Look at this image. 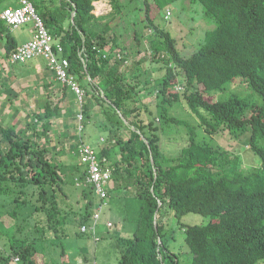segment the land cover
<instances>
[{
	"label": "trees",
	"instance_id": "trees-1",
	"mask_svg": "<svg viewBox=\"0 0 264 264\" xmlns=\"http://www.w3.org/2000/svg\"><path fill=\"white\" fill-rule=\"evenodd\" d=\"M29 1L62 46L69 73L84 91L79 108L83 130L99 110L107 136L97 150L77 137L72 149L76 163L58 167L45 146L48 140L54 144L49 133L58 104L44 103L22 127L0 120V209L11 219L22 218L15 228L23 236L13 238L9 255L0 251V264H71L63 251L70 216L62 207L71 200L67 188L79 190L72 199L75 211L69 203L78 235H83L82 225L92 224L100 203L95 187L85 185L86 166L78 156L82 146H89L101 166L111 169L104 211L117 191L130 190L125 204L129 198L138 202L131 237H116L117 264H179L170 251V220L184 233L192 256L187 264H264V0H184L200 5L214 25L189 57L177 50L164 23L165 10L181 0H129L141 3L133 10L142 11L146 34L134 29L128 43L117 29L129 6L121 0H108L111 10L102 16L93 14V3L101 0ZM4 24L0 20L2 58L14 65L10 59L19 45ZM132 24L137 25L135 20ZM123 49L126 54L119 56ZM113 50H119L118 57ZM141 53L150 59L143 62L158 64L145 80L137 72L139 60L130 58ZM45 71L52 74L49 85L62 88L63 98L72 94ZM42 79L46 87L48 77ZM178 104L195 124L169 114ZM171 125L184 127L185 141L168 157L163 134ZM196 129L204 134L201 141ZM221 135L239 143L246 138L259 166L245 171L239 154L205 142V137ZM188 214L209 221L184 225L180 221Z\"/></svg>",
	"mask_w": 264,
	"mask_h": 264
},
{
	"label": "rangeland",
	"instance_id": "rangeland-1",
	"mask_svg": "<svg viewBox=\"0 0 264 264\" xmlns=\"http://www.w3.org/2000/svg\"><path fill=\"white\" fill-rule=\"evenodd\" d=\"M55 2L57 0H47V2ZM142 1V0H139ZM135 1L134 3L128 4L129 0H121L123 4L129 5L126 8L125 19L121 21L118 26V33L121 34L122 40L125 43H128L132 30L139 29L141 33L146 34L143 30L144 22L141 21L144 15L140 10H133L134 6L137 8L140 7L141 3ZM58 4V3H57ZM94 11L95 16H102L110 12L111 6L109 5L108 0H101L99 2H94ZM17 7L18 0H0V13L6 7ZM169 11V13L167 12ZM159 15H158V14ZM156 13L158 20H162V11ZM133 20L136 21V26L132 24ZM166 29L171 33L172 37L176 41V48L183 57H189L194 52H196L203 42V37L205 32L213 28L212 21L203 14L202 8L198 4H190L187 1L181 0L176 4L169 6L165 10V22ZM6 27V24H4ZM126 26V27H125ZM127 28V29H126ZM126 29V30H125ZM17 45L24 44L29 42L33 36V25L28 23L26 25L20 26L16 29L10 31ZM5 40H0V120L5 126H17L22 127L27 121L32 118L33 114L37 111L42 110L44 103H48L50 107L55 104H58V114L56 117L51 119V128L49 133V139H54V144L50 143V140L45 141V146L49 148L50 157L54 158V163L59 166L71 167L76 163V158L74 152H72L74 147V141L77 140V137H80L81 140L87 145L91 146L94 150H97L100 144V139H105L107 136V131L105 123L102 120V116L98 110L94 111L88 121H86L84 130L83 123L82 128L80 124L78 125L79 118L81 115L79 112L80 105L77 103L76 98L74 99L72 94L69 97H62V88L58 85H49L51 83L52 74L50 75L45 71V61L41 57L32 59L24 64H14L10 65L8 59L4 60L2 47ZM119 50H113L112 54L118 57ZM126 50L123 49L120 51L119 56L125 55ZM136 56V57H135ZM140 62L138 68V74H140V79L145 80L150 78V71L154 67H158V64L153 62H143L144 59H149L147 54H132L130 58ZM128 59V62L133 59ZM150 69V70H149ZM48 71V70H47ZM43 76H47V86H43ZM235 91V90H234ZM238 91L244 92L242 88ZM70 92V91H69ZM71 93V92H70ZM223 98L228 97V92L222 94ZM214 99H219L214 97ZM105 108V106H104ZM96 109V108H95ZM151 109H153V104ZM100 110H102L100 108ZM67 112V114H65ZM169 114L172 117L177 119L186 120L190 124H195V119L188 113L187 108L183 104H178L170 108ZM76 125V126H75ZM83 131V132H82ZM82 132V133H81ZM196 135L198 140L203 137L202 131L196 129ZM163 150L166 156H173L177 153V150L182 146L185 141V129L184 127H179L171 125L165 128L163 134ZM208 144L219 146L225 150L231 151L233 153L239 154L242 160V166L245 171H249L255 167H258L260 162L257 156H255L248 148L246 143V138L241 139V143L234 142L227 135H221L219 137L208 138L205 137ZM70 171V170H69ZM67 170V172H69ZM68 193L70 192L71 197L69 200L71 207L75 208L73 198H76L78 194V189H73L69 186L67 188ZM128 192L121 194L120 203H111L108 211H104L100 224L97 227V235L101 234L102 238L96 244L98 245V259L97 264H116L119 259V251L115 245L116 242V233H109L108 235L104 233V222L106 218L112 220L116 224V228L119 229L120 220L125 219L123 231H133V224L130 220L132 217H135L134 207L138 202L134 199L129 198L128 203L125 204L126 196L129 195ZM80 200V199H79ZM68 203V202H67ZM63 205V209L68 211L70 216L66 219V226L64 231L66 233L72 234V232H77L79 230L77 223H75L74 212L76 208L71 210L69 208L70 204ZM83 201L79 202V206H82ZM128 205V206H126ZM79 206L77 209H79ZM26 209L22 207L20 211L24 212ZM5 212V211H4ZM21 212V213H22ZM21 215V214H20ZM2 216L5 218H2ZM22 216V215H21ZM23 217V216H22ZM118 217H121L118 218ZM22 218L17 217L11 219L8 215H3V210L0 209V251L3 254H10V246L13 243V238H22L23 236L17 232L18 226L22 225ZM120 219V220H119ZM71 221V222H68ZM74 221V222H73ZM209 221V218L203 217L197 214H188L182 217L181 223L187 226L191 225H204ZM123 224V223H122ZM16 225V226H15ZM169 225L174 229V240L170 242V251L175 254L179 264H187L191 260V254L188 251L186 243L184 242V233L181 229L177 228V224L174 220H170ZM115 228V230H116ZM76 234V233H75ZM105 235V236H104ZM87 236V235H86ZM77 236L74 244L86 245V248L89 247L91 251L90 256H92L93 241L89 237ZM125 236V235H123ZM100 237V236H99ZM68 243V241L63 242V244ZM70 243V244H73ZM102 249H106L105 255L102 253ZM52 252L56 248L50 249ZM89 256V257H90ZM87 258L88 264H94L95 260L93 257ZM84 263V264H87ZM10 264H14L13 261Z\"/></svg>",
	"mask_w": 264,
	"mask_h": 264
},
{
	"label": "built area",
	"instance_id": "built-area-1",
	"mask_svg": "<svg viewBox=\"0 0 264 264\" xmlns=\"http://www.w3.org/2000/svg\"><path fill=\"white\" fill-rule=\"evenodd\" d=\"M17 7H6L0 13V20L11 30L31 23L33 25V36L29 42L19 45L11 55V63L24 64L37 57L43 58L47 70L55 75V79L70 91L81 105L84 91L79 86L75 76L69 73V62L63 58V49L60 43L45 28L43 21L35 11L29 0H19ZM168 12V11H167ZM169 13V12H168ZM80 128H82V114L78 116ZM79 161L86 166L85 185H93L96 194L100 197L99 206L92 215V224L87 223L81 226V233H89L94 236L97 242L96 230L97 223L102 217L103 211L107 206L105 202V187L111 181V169L102 167L97 159L95 152L89 146H82L78 149ZM106 228H113L111 222H107ZM17 262V260H15Z\"/></svg>",
	"mask_w": 264,
	"mask_h": 264
},
{
	"label": "crops",
	"instance_id": "crops-1",
	"mask_svg": "<svg viewBox=\"0 0 264 264\" xmlns=\"http://www.w3.org/2000/svg\"><path fill=\"white\" fill-rule=\"evenodd\" d=\"M6 1H8V0H6ZM19 3V2H18ZM22 45V44H21ZM45 67H46V64H45ZM45 70H47V67H46V69ZM78 124V123H77ZM116 194V198L114 197V199L113 198H111V202L109 203V206H110V204L111 203H120L121 201H122V199L121 200H115V199H120V196H121V194H124V192H118L117 191V193H114V195ZM109 206H108V209H109ZM108 209H107V211H108ZM118 218H120L121 219V217H118ZM119 219V220H120ZM107 222H112V223H114L115 224V222L114 221H112V220H110V219H108V218H106V221L104 222V233L105 234H109V233H116V237L117 236H119L120 238H130L131 237V231H123V225H124V220L123 219H121L119 222H120V226H119V229H117L116 228V224L114 225V227L113 228H111V229H108V228H106V223ZM123 223V224H122ZM115 228H116V230H115ZM125 229V228H124ZM76 233V234H75ZM63 234H64V242L65 241H68V243H66V244H64V248H63V251L65 252L64 253V255H65V257L67 258V260L71 263V264H84V263H87V258H85V256H90V254H91V251L89 250V247L88 248H86V245L84 244V245H76V244H74L73 243V241H75V238L78 236V231L77 232H72V234H70V233H66L65 231H63ZM83 235H80L79 234V236H83V237H85L86 235V237H89L90 239H92V241H93V249H92V256H90V257H93L94 258V260H95V262H94V264H97V259H98V257H97V255H98V249H97V247H98V245H96L99 241H100V239L102 238V236H101V234L98 236L97 235V232H96V238L98 239V241L97 242H95L94 241V236L93 235H91V234H89V233H82ZM62 235V234H61ZM123 235H125V236H123ZM105 236V235H104ZM70 243H73V244H70ZM62 252V251H61ZM105 252H106V249H102V253H103V255L102 256H104L105 255ZM62 255H63V253H62ZM89 257V258H90ZM88 264V263H87ZM117 264V263H116Z\"/></svg>",
	"mask_w": 264,
	"mask_h": 264
}]
</instances>
